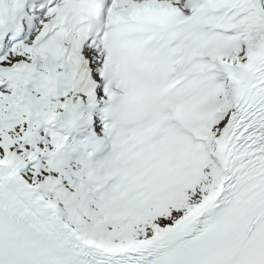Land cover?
<instances>
[{
	"label": "snow or ice",
	"instance_id": "6c2138e0",
	"mask_svg": "<svg viewBox=\"0 0 264 264\" xmlns=\"http://www.w3.org/2000/svg\"><path fill=\"white\" fill-rule=\"evenodd\" d=\"M0 264H264V0H0Z\"/></svg>",
	"mask_w": 264,
	"mask_h": 264
}]
</instances>
